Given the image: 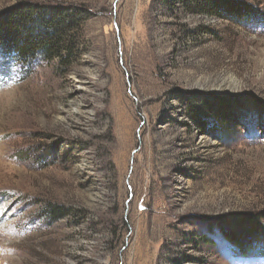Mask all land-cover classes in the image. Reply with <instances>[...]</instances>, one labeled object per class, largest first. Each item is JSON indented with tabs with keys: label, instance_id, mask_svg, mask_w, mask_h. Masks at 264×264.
<instances>
[{
	"label": "rangeland",
	"instance_id": "obj_1",
	"mask_svg": "<svg viewBox=\"0 0 264 264\" xmlns=\"http://www.w3.org/2000/svg\"><path fill=\"white\" fill-rule=\"evenodd\" d=\"M214 1L0 0L88 15L66 68L0 76V264H264L214 230L264 226V0Z\"/></svg>",
	"mask_w": 264,
	"mask_h": 264
},
{
	"label": "trees",
	"instance_id": "obj_2",
	"mask_svg": "<svg viewBox=\"0 0 264 264\" xmlns=\"http://www.w3.org/2000/svg\"><path fill=\"white\" fill-rule=\"evenodd\" d=\"M218 2L215 0L214 2ZM216 2V3H217ZM212 10L214 14L227 15L234 20L262 22L259 13L246 10L233 3H220ZM66 8L45 3H17L0 12V76L6 77L12 64L19 66L20 73L29 71L39 58L57 59L66 68L74 56L76 32L88 16L85 9ZM213 132H224L220 122H226L224 113L215 114ZM223 114V115H222ZM214 124V123H213ZM51 219L64 215L48 208ZM259 214L229 215L214 224L218 231L243 256L264 255V226L256 218ZM264 221V220H263ZM263 251V252H262Z\"/></svg>",
	"mask_w": 264,
	"mask_h": 264
}]
</instances>
